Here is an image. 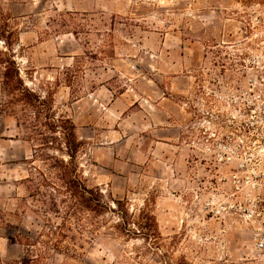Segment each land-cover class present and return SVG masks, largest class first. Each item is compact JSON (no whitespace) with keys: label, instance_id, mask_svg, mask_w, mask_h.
Instances as JSON below:
<instances>
[{"label":"rangeland","instance_id":"1","mask_svg":"<svg viewBox=\"0 0 264 264\" xmlns=\"http://www.w3.org/2000/svg\"><path fill=\"white\" fill-rule=\"evenodd\" d=\"M27 238L29 264H264V0H0V264Z\"/></svg>","mask_w":264,"mask_h":264},{"label":"trees","instance_id":"2","mask_svg":"<svg viewBox=\"0 0 264 264\" xmlns=\"http://www.w3.org/2000/svg\"><path fill=\"white\" fill-rule=\"evenodd\" d=\"M6 76H8V73H6ZM9 88L11 90V93H15L16 91H20V92H25L27 91L25 89V87H23V85L21 84L20 81H17L15 83H10L9 84ZM67 137H66V146L68 149V153L71 157V160L74 158V154L75 152H77V138L75 136V131H74V127H71V129L69 130V132H67ZM74 153V154H73ZM62 164H60V168L58 167V171L60 172V177L59 179L63 182L64 185H61L62 187H65L66 190L69 192V195L71 197H73L76 201H78V203L86 209H91V210H95L96 212H103L107 207V203L101 198V194H99L100 192L97 193L96 196H94V190L92 188H88V186L82 181L80 180L76 175H73V171L70 170L69 168V164L65 163V161L62 160L61 162ZM30 181H33L34 184L36 185V189L40 190L41 186H46L48 190L51 191L52 195L53 192L52 190L55 192L57 190H59L60 186L59 184H57L56 182H49V180L44 179L45 183H40L39 181H36V178H30ZM52 189V190H51ZM93 200L96 201V203L93 204ZM117 208L120 210V212L122 213V215L120 216V223L117 226V228H119L122 232L126 233V234H130L132 233H137L136 231H140L139 233L143 232V234L150 238H153L155 240H157V238L159 237V234L157 232V228H155L156 226V221H155V217L153 215L149 213H146V217L147 220H150L152 222L151 226L153 227V229H150L147 227V221L146 223H139V228H136V230H131V228L128 227L129 225V219H127L126 217L128 216L127 211L122 210L121 207H123V205L126 204V201L124 200H116L115 201ZM77 203L75 201L72 202V206H75ZM54 206H57V201L54 198ZM143 212L145 211V209L142 210ZM142 222V221H141ZM141 227V228H140ZM144 229H147V232H144ZM10 239H12L14 242H16V238L11 237ZM21 241V240H19ZM30 239L27 238L26 242H24L23 244H25L26 246H28V253L27 256H25L20 262H16L15 264H29V260L28 257L30 256ZM22 243V242H21Z\"/></svg>","mask_w":264,"mask_h":264}]
</instances>
